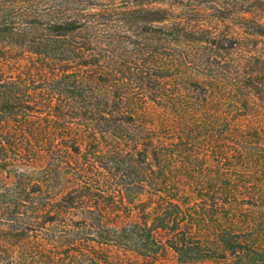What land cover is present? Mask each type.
Returning <instances> with one entry per match:
<instances>
[{"label":"trees","instance_id":"trees-1","mask_svg":"<svg viewBox=\"0 0 264 264\" xmlns=\"http://www.w3.org/2000/svg\"><path fill=\"white\" fill-rule=\"evenodd\" d=\"M254 113L264 0H0V264H264L234 210L264 185L193 165Z\"/></svg>","mask_w":264,"mask_h":264},{"label":"rangeland","instance_id":"rangeland-1","mask_svg":"<svg viewBox=\"0 0 264 264\" xmlns=\"http://www.w3.org/2000/svg\"><path fill=\"white\" fill-rule=\"evenodd\" d=\"M20 68L12 69L6 72L10 74L18 73ZM229 125L231 126L230 132L225 134L228 139L237 140L239 142L238 152H231L234 157L232 160H224L220 157L217 151L210 150V146H206L205 150L198 152L197 156L202 157L199 161H194L195 176L197 178L202 175L198 174L200 168L202 169L205 178H213L217 181L223 180L224 177H230V179H237L239 182L264 185V113L247 114L245 116L229 118ZM196 124L204 123L199 120L194 122ZM225 121L219 119L211 122L212 129L208 131H202L197 135L199 141L206 139L204 134H211L214 144L223 140L224 130L223 124ZM198 129V128H197ZM196 129V132H197ZM245 134L249 140L248 143L241 142L240 134ZM254 137V138H253ZM257 144H255V142ZM218 145V146H219ZM241 145V146H240ZM244 145V146H243ZM105 145L102 144V147ZM247 147V148H246ZM237 157V158H236ZM227 173L224 176V173ZM237 211L236 218L242 221V225L246 222L251 224L253 229V243L257 245L259 251H264V204L258 203L255 206L249 204H243L234 209ZM241 213V214H240ZM112 255L109 260V264H146L141 258L137 257L133 253H123L122 251H111ZM161 264H181L169 253L165 259L161 261ZM182 264H226L222 260L218 259H206L199 261H192Z\"/></svg>","mask_w":264,"mask_h":264}]
</instances>
